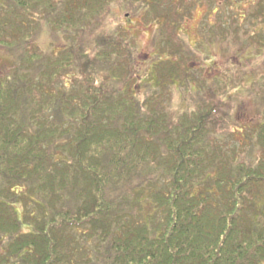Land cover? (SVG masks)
Segmentation results:
<instances>
[{"label": "trees", "instance_id": "1", "mask_svg": "<svg viewBox=\"0 0 264 264\" xmlns=\"http://www.w3.org/2000/svg\"><path fill=\"white\" fill-rule=\"evenodd\" d=\"M118 1L0 0V45L26 43L30 16L40 12L75 26L59 51L39 54L28 45L26 70L17 65L0 78V234L7 240L0 264H264V158L229 157L213 129L226 118L209 120L216 108L206 101L181 118L177 133L158 132L164 115L141 108L132 51L117 35L100 38L98 49L82 45V28L99 26ZM121 1L160 11L163 36L176 41L174 0ZM218 15L212 31L220 49L234 41L245 50L236 75L222 81L250 89L264 116V0L240 15ZM181 56L174 50L153 65L154 94L189 75ZM257 59L256 73L244 70ZM98 65L106 68L105 89L94 90ZM68 70H81L85 82L72 89L62 79ZM118 82L121 92L111 89ZM253 130L251 149L264 150V123ZM144 170L150 176L133 184Z\"/></svg>", "mask_w": 264, "mask_h": 264}, {"label": "rangeland", "instance_id": "2", "mask_svg": "<svg viewBox=\"0 0 264 264\" xmlns=\"http://www.w3.org/2000/svg\"><path fill=\"white\" fill-rule=\"evenodd\" d=\"M56 1L61 2V0ZM174 1L181 4H177V13L180 19L173 31L174 39L177 37L176 41L171 40L170 37L166 39L163 36L167 19L161 16L160 11L151 10L148 12L145 8H140L132 2L119 0L111 5L108 15L99 26H96L98 25L96 24V27L93 26L91 29L82 28L83 33L80 34L84 40L82 45L86 44V51L91 48L98 49L100 38L102 40L108 38L115 40L114 36L117 35L116 39L119 43L126 45L132 51L133 58L140 65L138 76L133 75V77L137 81L134 84H137L136 94L142 102L143 106L141 105V108L144 107L143 110H147V115L153 116L155 112L152 109L154 108L158 109L156 110L159 116L162 115L161 113L164 115L161 118V123L156 124V126L158 125V132L164 130L177 133L176 129L181 118L185 115L192 116L195 114L202 107L203 102L206 101L208 105L216 108L214 114L210 115L209 120L218 122L219 119H223V116L226 118L223 119L225 123H220V126L215 124L213 129L215 132H219L220 142L224 145L222 148L227 155L232 157L236 153V157L243 158L249 164L252 161L259 162L257 156L259 154L260 158L263 159L264 150L251 149L250 147L253 129L261 122L264 123V116L258 114L260 112L258 101L255 100V95L250 89H243V86H237L236 88L232 85L226 86L222 81L225 75H236L238 70L236 63H239L236 56L239 51L243 52L245 50L237 48L238 43L234 41L225 45V50H223L224 48L221 50V43L217 42L212 31L217 23L218 13L224 16L233 9L240 15L245 12V9L253 0H230V2L229 0ZM223 9L226 12H222ZM50 13L49 11L45 14L40 12L30 16L29 22L32 26L28 23V29L25 30L26 43L21 39L18 40L20 43L15 46L0 45V78L5 80L9 76L12 77L14 70L19 66V71L26 70L24 69L26 57L22 55L26 53L28 45L34 44L40 54L48 51L51 53L53 47L55 51H59L64 41L70 42L67 37L71 35V30L75 26L66 27V21L62 24H54L49 16ZM242 22L240 18V24ZM259 28H257L258 32H260ZM28 39L30 40L29 43ZM183 44L185 47L181 48ZM174 50L178 53L181 52V57L185 55L189 58L186 60V64L190 73L186 77H178L172 84L167 81L165 85L163 84L160 87L162 91L154 94L158 87L153 65L166 59L167 54L170 55ZM91 54H89L90 57H93L94 54ZM177 55L180 56V54ZM229 55L232 58L226 62ZM248 57L250 56H245L246 59ZM258 62H260V59L251 60L250 63L245 64L244 70L256 73L259 68L256 65ZM17 65L19 66L16 67ZM97 69L98 73L101 74V79H98V86L92 89H105L102 86L106 73L105 65H98ZM261 69L259 70L261 71ZM75 72L79 75V79ZM83 77L81 70H73L72 72L68 70L65 71L62 79L72 87V84L81 86L80 82H85ZM76 79L77 83H74ZM59 80H61V77L57 81ZM111 87L112 90L117 89L121 92L120 90H123L124 85L118 82L111 85ZM148 97H152L154 101L150 103L151 105L148 104L147 107L144 102H147ZM154 117L156 120H153V117L150 118L153 122L159 121L157 114ZM150 173L148 170L142 171L136 180L134 178L133 184L143 182L145 175L150 176ZM143 205L146 209H143L141 213L145 215L150 212V209H148L146 202ZM21 216H23V213H21ZM23 230L27 231L28 229L24 228ZM5 241L7 240H5L4 235L0 234V256L1 253L5 252L4 247L7 243Z\"/></svg>", "mask_w": 264, "mask_h": 264}]
</instances>
